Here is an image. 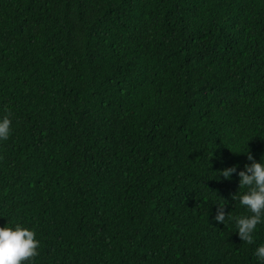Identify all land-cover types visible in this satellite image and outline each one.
<instances>
[{
    "label": "trees",
    "instance_id": "trees-1",
    "mask_svg": "<svg viewBox=\"0 0 264 264\" xmlns=\"http://www.w3.org/2000/svg\"><path fill=\"white\" fill-rule=\"evenodd\" d=\"M5 115L32 264H257L264 224L213 217L244 212L218 172L264 159V0H0Z\"/></svg>",
    "mask_w": 264,
    "mask_h": 264
},
{
    "label": "clouds",
    "instance_id": "clouds-1",
    "mask_svg": "<svg viewBox=\"0 0 264 264\" xmlns=\"http://www.w3.org/2000/svg\"><path fill=\"white\" fill-rule=\"evenodd\" d=\"M11 133V120L8 115L0 118V141H5ZM245 154L250 163L244 164L238 171V165L225 168L218 172V177L231 180L233 174L239 179V192L232 197L235 205L244 209L239 215L225 213V204L217 203L216 214L213 217L217 224H225L228 221L234 223L235 233L241 241L252 244L254 234L259 225L264 224V159L257 162L248 151ZM243 189V191H241ZM40 241L36 233L26 227L16 224L14 227H0V264H32V260L38 253ZM253 255L257 264H264V243L259 244Z\"/></svg>",
    "mask_w": 264,
    "mask_h": 264
}]
</instances>
